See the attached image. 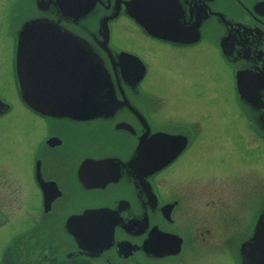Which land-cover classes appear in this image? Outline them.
<instances>
[{
    "label": "flooded vegetation",
    "instance_id": "obj_1",
    "mask_svg": "<svg viewBox=\"0 0 264 264\" xmlns=\"http://www.w3.org/2000/svg\"><path fill=\"white\" fill-rule=\"evenodd\" d=\"M37 18L60 29H21ZM120 21L125 34L187 63L188 90L174 83L175 97L232 99L251 132L245 152L264 146V0H0V264H264V252L243 246L264 227V183L255 197L253 171L229 183L186 179L189 166L181 175L188 154V164L208 157L193 144L204 143L211 109L169 114V98L143 86L145 59L115 42ZM19 42L27 99L45 98V83L88 95L96 55L105 108L77 117L27 105ZM236 197L252 204L249 215L230 206Z\"/></svg>",
    "mask_w": 264,
    "mask_h": 264
},
{
    "label": "rangeland",
    "instance_id": "obj_2",
    "mask_svg": "<svg viewBox=\"0 0 264 264\" xmlns=\"http://www.w3.org/2000/svg\"><path fill=\"white\" fill-rule=\"evenodd\" d=\"M118 25L126 27V21H120L119 24L115 25V32L113 34L115 42L121 46L136 50L145 59L149 71L143 86L150 89L151 93H162L169 98V103L167 105V108L171 110L169 114L174 115L178 113L185 115L187 118H189V116L195 118L201 105H204L206 109H211V115L208 116V114H206L205 120L201 121L205 123L204 136L202 137L204 143L200 144L195 142L193 144V147L196 146L197 149L200 148L203 149V151L205 150L208 157L206 160H198L196 154L193 158L189 159L191 161L190 164H188L186 161L190 156V154H188L187 159L183 161L181 175L184 176V169L189 166V171L193 172L186 179L191 178L196 174H216L217 176L226 177L223 182L229 183L230 178L228 175L233 176L236 173L253 171V180L255 181L253 194L256 197L258 195V187L260 188L262 183H264V178L262 177V171H264V146L260 143L256 144L255 148L257 149L254 150L253 155L251 156L249 153L245 152L244 141L247 137H251V132L246 126L247 122L245 116L241 114L242 112L240 108H237L232 99L221 98L217 100H198L193 96L175 97L171 91L174 83L180 86V90H188L186 82L181 81L185 79V76L187 75V63L186 68L184 65L181 67L176 65L166 51L152 50L151 46L147 47L143 41H140L127 33L125 34L122 28ZM158 51L161 52L158 53ZM202 56L210 63L215 64L216 57L212 48L209 49V47L206 46L205 53ZM198 60L201 59L198 58ZM178 78L180 80H178ZM177 81H181V83H177ZM228 86V81L226 80L224 73L221 71L219 87L221 92L227 96V98H229ZM13 97H11V99H13ZM14 100V108L20 110L16 105L18 100H16V98ZM233 129L237 132L235 135ZM227 132V137H224L223 134ZM219 141L221 144L218 143ZM219 152L221 158L218 157ZM185 161L186 164L184 165ZM213 180L219 181L217 179ZM261 201L258 199L256 206L258 205L259 207ZM236 204L238 209L241 208L244 214L249 215L251 213L252 204H250L248 200L241 203L239 198L236 197L230 206ZM255 210L256 208L254 211Z\"/></svg>",
    "mask_w": 264,
    "mask_h": 264
},
{
    "label": "water",
    "instance_id": "obj_3",
    "mask_svg": "<svg viewBox=\"0 0 264 264\" xmlns=\"http://www.w3.org/2000/svg\"><path fill=\"white\" fill-rule=\"evenodd\" d=\"M24 29H60L58 25L50 21H41L34 25H29L28 23L23 26ZM23 35L20 36V39ZM22 41V40H21ZM16 62L17 71L19 77V88L21 91V96H23L26 103L30 105L31 108L37 111H51L55 115H66V116H77V117H91L96 115L98 110L105 108V98L101 95L102 88L105 85L104 77L107 76L106 71L100 61V59L95 55L93 63V81L88 86L89 94L81 95L80 85H65V84H53L45 83L42 85V90L45 92V98L43 99H27L28 87L23 81V62L26 58V51L23 47L22 42L19 43L16 52ZM80 67H78L79 69ZM90 69V67H89ZM33 85L29 86V91L32 92ZM92 91V93H91ZM71 96L73 98L68 99ZM85 97V98H80ZM257 233L253 234L252 243L249 241L243 244L244 247L251 246V251L253 254L263 253L264 245V227L258 224L257 228L254 230ZM246 252V249H245ZM255 262H262L260 258H255Z\"/></svg>",
    "mask_w": 264,
    "mask_h": 264
},
{
    "label": "bare ground",
    "instance_id": "obj_4",
    "mask_svg": "<svg viewBox=\"0 0 264 264\" xmlns=\"http://www.w3.org/2000/svg\"><path fill=\"white\" fill-rule=\"evenodd\" d=\"M41 21H50V20H47V19H44V18H37V19H33V20H29L27 23L29 25H34V24H37Z\"/></svg>",
    "mask_w": 264,
    "mask_h": 264
}]
</instances>
